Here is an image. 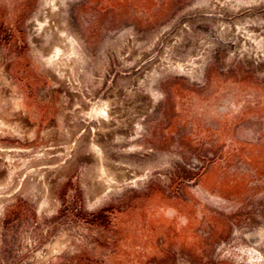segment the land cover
<instances>
[{"label": "rangeland", "instance_id": "374dc122", "mask_svg": "<svg viewBox=\"0 0 264 264\" xmlns=\"http://www.w3.org/2000/svg\"><path fill=\"white\" fill-rule=\"evenodd\" d=\"M45 1L0 0V264H264V0Z\"/></svg>", "mask_w": 264, "mask_h": 264}, {"label": "bare ground", "instance_id": "6f19581e", "mask_svg": "<svg viewBox=\"0 0 264 264\" xmlns=\"http://www.w3.org/2000/svg\"><path fill=\"white\" fill-rule=\"evenodd\" d=\"M68 1H72V0H51L50 2H51V9H52V12L54 11V10H57V9H60L61 7H64L65 6V4L68 2ZM49 1L47 0V1H45V3L44 4H46V3H48ZM256 3V2H255ZM53 16V18L55 19V16H56V14H53L52 15ZM51 23V22H50ZM59 28V27H58ZM9 184V183H8ZM1 209H2V207H0Z\"/></svg>", "mask_w": 264, "mask_h": 264}]
</instances>
